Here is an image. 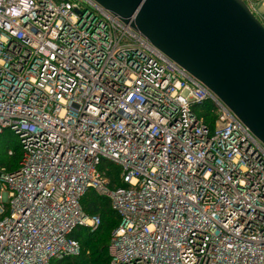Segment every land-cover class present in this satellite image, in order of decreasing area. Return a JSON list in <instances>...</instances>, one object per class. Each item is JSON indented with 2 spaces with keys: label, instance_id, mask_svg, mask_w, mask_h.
Wrapping results in <instances>:
<instances>
[{
  "label": "built area",
  "instance_id": "obj_1",
  "mask_svg": "<svg viewBox=\"0 0 264 264\" xmlns=\"http://www.w3.org/2000/svg\"><path fill=\"white\" fill-rule=\"evenodd\" d=\"M3 133L0 264L78 256L73 231L101 226L87 192L118 217L108 264H264V146L92 0H0Z\"/></svg>",
  "mask_w": 264,
  "mask_h": 264
},
{
  "label": "water",
  "instance_id": "obj_2",
  "mask_svg": "<svg viewBox=\"0 0 264 264\" xmlns=\"http://www.w3.org/2000/svg\"><path fill=\"white\" fill-rule=\"evenodd\" d=\"M213 94L264 146V26L242 0H92Z\"/></svg>",
  "mask_w": 264,
  "mask_h": 264
},
{
  "label": "trees",
  "instance_id": "obj_3",
  "mask_svg": "<svg viewBox=\"0 0 264 264\" xmlns=\"http://www.w3.org/2000/svg\"><path fill=\"white\" fill-rule=\"evenodd\" d=\"M204 107L206 108V106ZM205 108L203 109L204 115L206 114ZM211 120V118L206 117V121ZM9 150L13 152L10 159L6 156ZM19 158L20 150L17 140L9 133L1 134L0 166L6 167L7 171H11L16 168ZM101 170H105V176L110 181L111 186H121L119 171L116 166L105 162L101 165ZM81 207L86 214L98 216L101 220V226L93 233H89L84 228L75 229L71 237L79 243L78 256L60 262H53L52 264H108L107 249L111 233L118 225V217L111 209L109 201L98 197L93 192H87L83 196Z\"/></svg>",
  "mask_w": 264,
  "mask_h": 264
},
{
  "label": "rangeland",
  "instance_id": "obj_4",
  "mask_svg": "<svg viewBox=\"0 0 264 264\" xmlns=\"http://www.w3.org/2000/svg\"><path fill=\"white\" fill-rule=\"evenodd\" d=\"M247 6L251 7L255 11V17L263 24L264 26V0H242ZM256 12L258 14H256Z\"/></svg>",
  "mask_w": 264,
  "mask_h": 264
}]
</instances>
